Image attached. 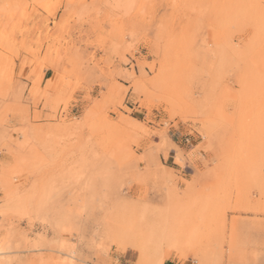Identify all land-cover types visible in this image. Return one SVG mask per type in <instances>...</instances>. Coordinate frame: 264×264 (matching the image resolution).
Here are the masks:
<instances>
[{"label":"rangeland","instance_id":"1","mask_svg":"<svg viewBox=\"0 0 264 264\" xmlns=\"http://www.w3.org/2000/svg\"><path fill=\"white\" fill-rule=\"evenodd\" d=\"M0 252L264 261V0H0Z\"/></svg>","mask_w":264,"mask_h":264},{"label":"crops","instance_id":"2","mask_svg":"<svg viewBox=\"0 0 264 264\" xmlns=\"http://www.w3.org/2000/svg\"><path fill=\"white\" fill-rule=\"evenodd\" d=\"M16 64H17V66H16V72L18 71V62H16ZM42 73H43V82L44 81H46L47 79H49V78H51L52 76H53V71H52V69L50 68V67H46L45 69H43V71H42ZM72 105H74V104H72ZM40 106L41 105H39V107H38V109H40ZM74 108H73V106L70 108V110L72 111ZM48 111L46 110V111H44L43 113H47ZM173 131V130H172ZM182 128H178V130H177V133H178V135H181V133H182ZM173 133H176V131H174ZM172 141H174L173 139H172ZM243 216H247V217H250L251 215H249V214H244ZM6 264H9L8 262L6 263ZM163 264H193V261H191V260H185V261H182V262H179V261H177V260H174V259H166L164 262H163ZM256 264H264V261H260V262H258V263H256Z\"/></svg>","mask_w":264,"mask_h":264},{"label":"bare ground","instance_id":"3","mask_svg":"<svg viewBox=\"0 0 264 264\" xmlns=\"http://www.w3.org/2000/svg\"><path fill=\"white\" fill-rule=\"evenodd\" d=\"M136 246V245H135ZM70 253V252H69ZM0 254H1V252H0ZM70 256H71V254H70Z\"/></svg>","mask_w":264,"mask_h":264}]
</instances>
